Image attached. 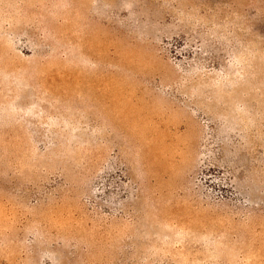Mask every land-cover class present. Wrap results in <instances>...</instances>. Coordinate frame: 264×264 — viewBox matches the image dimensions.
<instances>
[{"label":"rangeland","instance_id":"1","mask_svg":"<svg viewBox=\"0 0 264 264\" xmlns=\"http://www.w3.org/2000/svg\"><path fill=\"white\" fill-rule=\"evenodd\" d=\"M0 264H264V0H0Z\"/></svg>","mask_w":264,"mask_h":264}]
</instances>
